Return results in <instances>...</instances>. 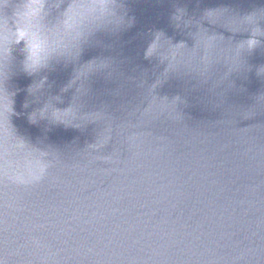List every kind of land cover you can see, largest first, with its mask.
Returning <instances> with one entry per match:
<instances>
[{
	"label": "water",
	"instance_id": "obj_1",
	"mask_svg": "<svg viewBox=\"0 0 264 264\" xmlns=\"http://www.w3.org/2000/svg\"><path fill=\"white\" fill-rule=\"evenodd\" d=\"M0 264H264V0H0Z\"/></svg>",
	"mask_w": 264,
	"mask_h": 264
}]
</instances>
